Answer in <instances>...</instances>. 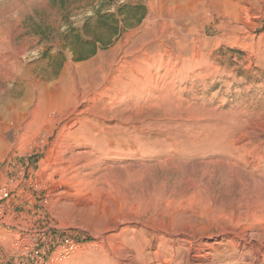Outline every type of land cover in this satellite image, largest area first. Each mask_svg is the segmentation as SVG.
Instances as JSON below:
<instances>
[{"label": "rangeland", "instance_id": "rangeland-1", "mask_svg": "<svg viewBox=\"0 0 264 264\" xmlns=\"http://www.w3.org/2000/svg\"><path fill=\"white\" fill-rule=\"evenodd\" d=\"M14 176L0 264H264V0H0Z\"/></svg>", "mask_w": 264, "mask_h": 264}, {"label": "built area", "instance_id": "built-area-1", "mask_svg": "<svg viewBox=\"0 0 264 264\" xmlns=\"http://www.w3.org/2000/svg\"><path fill=\"white\" fill-rule=\"evenodd\" d=\"M17 178L11 177L8 181L0 180V215L6 210L8 202L12 197L13 187L16 184ZM65 251H72L75 249L76 244L71 238L60 239Z\"/></svg>", "mask_w": 264, "mask_h": 264}, {"label": "bare ground", "instance_id": "bare-ground-1", "mask_svg": "<svg viewBox=\"0 0 264 264\" xmlns=\"http://www.w3.org/2000/svg\"><path fill=\"white\" fill-rule=\"evenodd\" d=\"M243 238V237H242ZM256 238V237H255ZM244 239V238H243ZM249 245V244H248ZM243 246V245H242ZM256 246V248H257V255L258 256H261V255H264L263 253H264V244H262V243H260V244H256L255 245ZM246 247V246H245ZM255 248V247H254ZM263 257V256H262Z\"/></svg>", "mask_w": 264, "mask_h": 264}, {"label": "trees", "instance_id": "trees-1", "mask_svg": "<svg viewBox=\"0 0 264 264\" xmlns=\"http://www.w3.org/2000/svg\"><path fill=\"white\" fill-rule=\"evenodd\" d=\"M144 8V7H143Z\"/></svg>", "mask_w": 264, "mask_h": 264}]
</instances>
